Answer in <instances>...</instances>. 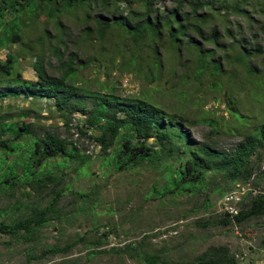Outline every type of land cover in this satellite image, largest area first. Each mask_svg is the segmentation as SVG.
Segmentation results:
<instances>
[{
  "label": "rangeland",
  "instance_id": "1",
  "mask_svg": "<svg viewBox=\"0 0 264 264\" xmlns=\"http://www.w3.org/2000/svg\"><path fill=\"white\" fill-rule=\"evenodd\" d=\"M139 1L130 4L119 0L118 14L126 15L134 9L139 15L144 10L138 6ZM258 3L262 8H258ZM175 7L176 3L172 1L155 6L159 15L166 18L167 11ZM242 9L249 16L238 14L229 17L226 19L230 21L228 24L218 20L207 25L204 30L206 38L216 27L220 34L219 44L225 46L216 55L222 58L230 55L232 58L231 64L222 60L223 68L221 66L220 75L215 77L221 87H213L215 79L210 75L213 72L210 66L205 67L207 75L203 76L200 84L193 80L186 82L189 76H197L196 62L185 63L187 55H184L179 66L175 65L176 70L171 73L168 63L171 55L165 50L169 44L166 32L159 42L163 57L161 73L153 80L151 75L146 78L144 74L148 67L141 69L144 72L137 71L133 66L123 70L116 68L121 66L123 58L130 59L131 51L127 48H132L134 44L130 38L127 43L124 40L127 36H123L116 27L102 43L103 48L97 41L83 40L80 31L83 27L79 24L71 27L69 48L64 52V59L77 54L79 63H75L78 70L76 84L84 89L89 109L94 106L99 95L120 99L143 98L149 104L163 109L167 115H173L176 123L170 128L171 131L184 128L192 141L223 153H232L248 134L264 124V11H261L264 10V0L251 1ZM191 11L190 6L184 4L179 11L180 18L183 19ZM99 12L95 10L92 13V27L95 26L94 17ZM198 13H205L209 17L215 15L210 9ZM107 15L110 17L112 14L107 12ZM227 29L232 31L231 34L227 33ZM50 31L53 32V29ZM41 32L40 29L36 31L32 39L37 40ZM189 37L202 40L192 29L185 42ZM201 42L205 50L216 47L204 42V39ZM121 44L127 48L123 49ZM33 45L32 50L35 51L41 47L34 40ZM49 49L48 46L44 49L48 73L60 76V63ZM12 50L17 54L19 48L14 45ZM102 52L103 60L90 62ZM5 53L6 50H3L0 55L4 57ZM238 55L250 56L260 72L255 68V71H250L248 67L245 70L239 66L233 61ZM19 56L16 71L21 72L23 80L37 81L38 73L33 68V59L30 56ZM198 57L195 51L192 58ZM214 59L217 60V57H212ZM102 63L106 67L99 69ZM150 63L153 66V60ZM8 81L13 82L14 79L0 80V92L15 91L16 94L0 99V119L14 122L23 111L30 112L31 116L26 121L33 123L34 133L42 136L45 131H51L62 138L70 136L69 139L77 141V146L85 149V154L91 157L87 163L63 160L62 157L51 158L36 170L39 172L38 178H44L42 184L33 181L20 183L12 190H0V222H12L14 219L31 216L46 207L55 194L62 193L58 212L53 214L48 225L39 229L35 240L26 241L23 236L0 234V264H149L145 258L151 255L159 257L158 264H196V258L211 247H228L240 264H264V219L230 225L219 222V215L224 212L221 191L229 185L234 188L223 176L212 177L206 187L195 194L162 193L168 176L163 167L145 163L118 169L114 159L116 149L121 148L123 139L119 138L116 146L107 152L91 139L77 140L78 132L72 127L67 129V118L57 111L54 99L26 97L19 94V88L10 86ZM229 93L235 99L232 104L227 103L228 97H232L228 96ZM235 105L239 113L233 114L231 107ZM73 117L80 118L79 113L76 112ZM101 119L98 121L97 134L110 125L109 121ZM207 121H214L215 126ZM67 123L73 125L77 122L70 118ZM122 134L136 141L134 134L126 131H122ZM32 138L28 136L20 141L21 149L8 158L4 169L12 161L26 160L29 156L26 142ZM177 155L187 158L183 152H177ZM261 157V162L254 158V161L260 162V178L257 180L254 177L251 183L235 186L245 188L243 192L247 194L251 185L254 189L251 197L264 193V151ZM169 163L179 165L175 157L169 158ZM22 169L20 165V174ZM67 244L73 245L67 253L45 259L40 257L45 249L65 247ZM132 244L140 256L133 258L118 252V249H128ZM93 251L102 253L91 254Z\"/></svg>",
  "mask_w": 264,
  "mask_h": 264
},
{
  "label": "trees",
  "instance_id": "2",
  "mask_svg": "<svg viewBox=\"0 0 264 264\" xmlns=\"http://www.w3.org/2000/svg\"><path fill=\"white\" fill-rule=\"evenodd\" d=\"M118 1L0 0V53L6 50L4 57L0 55V80L13 78V82L8 81L9 85L18 87L19 94H24L26 97L54 99L57 111L61 116L67 118V121L70 118L76 120L77 123L73 125L67 121L65 124L68 130L72 127L78 132L77 140L80 138L91 139L95 145L107 152L116 146V141L119 138L123 139L121 148L116 149L114 159L118 169H127L145 163L163 167L168 172V176L167 185L163 188L162 193L195 194L203 190L212 177L221 175L234 186L232 188L229 185L228 190L221 191V196L224 198L230 192L243 189L240 186L236 188V185L251 183L254 177H257L258 180L261 176L259 173L261 154L264 151V124L248 134L232 153H223L192 141L190 134L184 128L176 132L171 131L170 128H173L176 123L173 115H167L163 109L149 104L143 98L120 99L115 96L99 95V98L94 101V106L89 109L84 89L76 84L78 70L75 63H79L77 54H71L66 60L64 59V52L69 48L71 27L74 28L78 24L82 26L81 38L88 42L97 41L101 43L102 48V43L107 39L111 30L116 27L120 29L123 36H127L124 39L126 42L130 38L134 43L132 48L121 44L123 49L124 47L130 49L131 56L128 60L123 58L121 66L116 68L123 70L133 66L137 71L144 72L141 69L148 67L144 74L146 78L151 75V80H153L158 78L161 73L163 57L159 42L166 32L169 35V44L165 50L171 55L168 60L171 66L169 71L171 73L175 71V65L179 66L184 55H187L185 63L196 62L197 76L196 78L189 76L186 82L193 80L200 84L203 76L207 75L206 66L213 69L210 75L215 79L220 75L221 66L223 68L222 60L230 63L232 59L230 55L223 57L225 59L216 55L219 49L222 50L225 46L219 44L220 34L216 27L213 28L210 36L205 38V27L218 20L228 24L230 22L227 21L228 18L238 14L249 16L242 8L251 1L257 0H188V3L186 0H140L137 5L140 8L143 7L144 10L139 15L134 9L128 11L126 15H119ZM124 1L132 4L135 0ZM171 1L176 3V7L165 12L168 15L167 18L160 16L155 6ZM184 4H188L192 11L182 19L179 16V11ZM258 8H262L260 3H258ZM204 9L214 11L215 15L209 17L205 13H198ZM95 10L100 12L94 17V28L91 26V16ZM107 12L112 15L109 17ZM68 22L70 24L66 25ZM39 29L42 32L37 40L32 39L34 33ZM50 29H53V32ZM190 29L196 36L204 39V42L216 47L205 50L202 40H196L194 37H189L185 42ZM231 32L227 29L228 34ZM148 39L149 41H146ZM33 40L41 46L37 51L32 50L34 48ZM14 45L19 48L18 55L12 50ZM46 46L50 48V53L60 63V76H51L48 73L44 61ZM150 50L151 52L148 53ZM195 51L199 54L197 59L192 58ZM19 55L30 56L33 59V68L38 73L37 81L23 80L21 72L16 71ZM99 55L100 58H93L90 62L95 63L98 59L103 60V52ZM214 56L217 57V60H212ZM249 57L238 55L233 61L244 69L248 67L250 71L256 69L260 72L252 58ZM152 60L153 66L150 63ZM47 65L51 66L50 63ZM102 67H106L105 63L99 65V69ZM212 85L221 87L217 79L212 82ZM13 94L16 92H0V99ZM228 96L233 97L230 93ZM232 97H228V104L235 102ZM231 109L233 114L239 113L236 105ZM76 112L84 118L75 119L73 115ZM30 114V112L23 111L14 122H6L5 118L0 119L1 191L15 189L20 183L39 181L42 184L44 178H38L39 172L36 170L38 167L44 166L45 161L51 158L62 157L63 160H80L84 163L90 160L91 156L85 154L86 150L81 149V146H77V141L69 139L70 136L62 138L51 131H45L42 136L34 133L33 123L26 121L31 116ZM101 117L104 121H109L110 125L97 134L98 121ZM207 122L211 126H215L214 121ZM122 131L134 134L136 141L130 136H123ZM28 136L29 138L33 137L31 141L26 142L29 156L24 162L21 160L22 163L12 161L10 166L4 169L8 158L21 149L20 141ZM73 136L71 135V137ZM151 140L154 142L150 143ZM177 152H183L187 158L178 156ZM171 157H175L179 161V165L170 164L169 158ZM254 158L260 162L254 161ZM20 165L23 167L22 174L19 172ZM249 186L250 190L244 196L239 214L220 213V223L224 225L242 224L252 219H264V193H258L251 197L254 189L251 185ZM227 191L229 192L226 193ZM61 197V192L55 194L46 207L40 208L31 216L14 219L12 222H0V234L13 237L23 236L26 241L35 240L39 229L48 225L54 217L53 214L58 212ZM262 243L264 246V238ZM133 245H130L128 249H118V252L126 253L133 258L140 256L138 249ZM72 248V244H67L65 247L48 248L42 251L40 257L45 259L59 253H67ZM132 250L135 252L133 253ZM96 253H102V251L91 252V254ZM145 261L149 264H158L159 257L151 255L146 257ZM195 262L196 264H240L238 258L232 255L228 247H211L207 252L198 256Z\"/></svg>",
  "mask_w": 264,
  "mask_h": 264
},
{
  "label": "built area",
  "instance_id": "3",
  "mask_svg": "<svg viewBox=\"0 0 264 264\" xmlns=\"http://www.w3.org/2000/svg\"><path fill=\"white\" fill-rule=\"evenodd\" d=\"M79 117L81 118L82 116L79 114ZM79 137V135H78ZM245 189V188H243ZM236 190L233 192L228 193L225 195L222 201V206L224 208V212H229L232 215H238L239 212L241 211V204L244 199V190Z\"/></svg>",
  "mask_w": 264,
  "mask_h": 264
}]
</instances>
